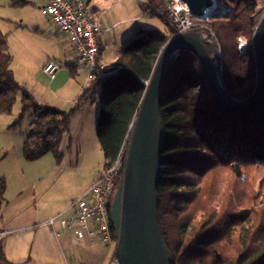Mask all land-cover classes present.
Masks as SVG:
<instances>
[{
  "label": "trees",
  "instance_id": "trees-1",
  "mask_svg": "<svg viewBox=\"0 0 264 264\" xmlns=\"http://www.w3.org/2000/svg\"><path fill=\"white\" fill-rule=\"evenodd\" d=\"M170 1L147 0L141 5L143 12L163 21L167 32L138 29L123 44L106 76L81 90L76 108L100 88L95 127L103 171L119 155L124 163L146 83L173 34L166 12ZM223 1L227 5L223 17L211 16L206 27L219 53V91L237 104L246 102L254 90L252 36L264 0ZM10 2L14 7L27 4V0ZM8 36L0 30V117L11 114L19 96V118L12 126L24 114L34 116L22 144L23 158L34 161L51 153L60 163L57 147L68 134L71 113L38 104L18 85L11 70ZM170 64L158 103L163 141L156 187L159 230L169 264H264V93L254 106L231 110L215 102L193 53L180 50ZM67 66L73 77L78 65ZM121 176L122 172L109 208ZM5 189V179L0 177V209ZM110 231L116 240L112 227ZM0 264H10L2 241Z\"/></svg>",
  "mask_w": 264,
  "mask_h": 264
},
{
  "label": "rangeland",
  "instance_id": "rangeland-1",
  "mask_svg": "<svg viewBox=\"0 0 264 264\" xmlns=\"http://www.w3.org/2000/svg\"><path fill=\"white\" fill-rule=\"evenodd\" d=\"M89 1L83 0V3L87 4ZM29 2L32 0H27L26 5L14 7L11 6L10 0H0V30L9 33L8 52L12 57L11 70L18 85L27 90L38 104L71 113L68 134L62 137L57 147L62 159L68 163L65 167L67 171L58 175L52 189L56 192V202H70L76 199L74 195L78 196L81 189L90 187L103 169L104 159L95 127L100 88L97 87L88 99L76 108L80 89L88 83L86 72L78 65L73 77L69 75L67 65L70 58L63 53L60 45L55 44L57 37L53 26L40 14L39 6L36 3L33 6L29 5ZM93 2L104 18H110L109 25L114 21H124L114 30L115 40L111 39L109 45H104L103 59L106 61H110L116 52L119 31L125 32L136 27V24H141L147 30H157L163 34L167 32V26L163 21L148 12H143L137 0ZM214 2L216 11L210 13L209 21L213 15L223 17L227 6L223 0ZM108 5H112L113 9H107ZM260 11L263 14V3ZM102 25L104 30H108L104 24ZM21 42L25 43L27 48L20 47ZM243 46L244 41L240 40L238 48L242 50ZM45 60H52L59 66L53 80L43 74L42 64ZM59 72L61 74L58 75ZM20 108V98L17 96L11 114L0 117V177L5 179L7 185L3 200L8 201L18 197V176L22 175V179L27 180L29 186L35 187L51 172L64 167L60 166L51 153H45L34 161H26L21 156V145L34 116L31 113L24 114L19 124L13 127L12 124L18 121ZM83 112H87L84 123Z\"/></svg>",
  "mask_w": 264,
  "mask_h": 264
},
{
  "label": "water",
  "instance_id": "water-1",
  "mask_svg": "<svg viewBox=\"0 0 264 264\" xmlns=\"http://www.w3.org/2000/svg\"><path fill=\"white\" fill-rule=\"evenodd\" d=\"M179 1L194 18H202L204 12L214 6L211 0ZM180 50L189 51L197 58L218 105L231 110L248 109L260 102L264 93V12L252 36L254 90L243 103H230L221 95L216 79L220 69L219 53L213 43L203 42L197 32L183 33L168 40L146 83L128 137L121 180L109 209L108 218L116 237L113 258L117 264H169L157 214L156 187L163 141L158 103L170 60Z\"/></svg>",
  "mask_w": 264,
  "mask_h": 264
},
{
  "label": "crops",
  "instance_id": "crops-1",
  "mask_svg": "<svg viewBox=\"0 0 264 264\" xmlns=\"http://www.w3.org/2000/svg\"><path fill=\"white\" fill-rule=\"evenodd\" d=\"M32 1L36 4L40 3L39 0ZM112 5H108L107 9L112 10ZM84 6L92 18L102 22L108 29L97 36L99 48L97 63L109 70L115 66L116 58L119 56L123 44L132 38L138 29H145V26L136 24V27L130 30L119 31V45L116 47V52L110 61H106L103 59L104 45H109L111 39L115 40L114 30L124 21H114L109 25L110 18L103 17L104 15L95 7L93 0L84 4ZM44 18L53 26L48 18ZM54 32L57 37L55 38V44L61 46L63 53L70 58L68 64H72L74 57L72 46L65 35L58 33L55 28ZM19 46L25 47L26 44L21 42ZM48 61L52 60H45L42 67ZM83 70L86 72L84 68ZM95 114L97 116V112ZM82 115V123H84L87 112H83ZM21 150L22 145L20 149L22 156ZM67 165L66 160L62 159L60 166L64 167L51 172L44 181L39 182L35 187L29 186L28 181L22 179V175L18 176V197L11 201L3 200L0 209V241L3 244L4 256L10 264H117L113 258L114 246L105 248L92 240L77 243L68 232L53 229L47 224L50 218L66 213L67 208L73 201L58 203L56 202V192L52 191L59 177L58 175L66 173L65 167ZM102 172L103 170L96 178ZM88 188L81 189L79 195L74 196L76 198L81 196ZM6 191L7 189H5Z\"/></svg>",
  "mask_w": 264,
  "mask_h": 264
},
{
  "label": "built area",
  "instance_id": "built-area-1",
  "mask_svg": "<svg viewBox=\"0 0 264 264\" xmlns=\"http://www.w3.org/2000/svg\"><path fill=\"white\" fill-rule=\"evenodd\" d=\"M146 1L137 0L140 5H145ZM211 1L216 5L214 0ZM39 2L37 5L40 14L48 18L55 30L68 39L74 51L73 63L86 70L87 81L104 78L107 69L97 63L99 53L97 36L107 31L104 30L102 23L89 15L82 0ZM34 4L33 1L29 2V5ZM214 11L216 8H213L212 13ZM166 12L173 28L171 38L187 32H197L203 42L215 44L213 34L206 27L210 14L194 18L179 0L168 2ZM58 70L59 66L52 61H48L42 69L50 80L55 78ZM123 166L119 155L81 196L70 203L66 213L50 218L47 224L53 229L68 232L77 243L92 240L105 248L114 246L116 240L112 238L110 231L109 204Z\"/></svg>",
  "mask_w": 264,
  "mask_h": 264
},
{
  "label": "bare ground",
  "instance_id": "bare-ground-1",
  "mask_svg": "<svg viewBox=\"0 0 264 264\" xmlns=\"http://www.w3.org/2000/svg\"><path fill=\"white\" fill-rule=\"evenodd\" d=\"M213 8H216V6L214 5ZM213 8L207 9L204 13V16H207L208 14L212 13Z\"/></svg>",
  "mask_w": 264,
  "mask_h": 264
}]
</instances>
